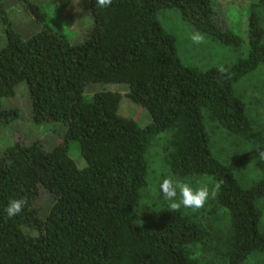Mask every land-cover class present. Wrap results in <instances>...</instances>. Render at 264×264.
Instances as JSON below:
<instances>
[{
  "label": "trees",
  "instance_id": "obj_1",
  "mask_svg": "<svg viewBox=\"0 0 264 264\" xmlns=\"http://www.w3.org/2000/svg\"><path fill=\"white\" fill-rule=\"evenodd\" d=\"M72 1L56 2L67 8ZM24 2L37 22H46L39 6ZM250 8L248 55L224 70L203 71L183 64L176 38L158 15L175 11L196 32L240 49L241 37L224 26L213 0H112L107 8L89 0L93 29L77 44L45 25L22 38L0 3V132L20 118L2 101L21 83L29 90L31 122L65 127L51 149L18 137L0 151V264H198L192 251L209 235L195 221L170 209L132 218L148 187L146 154L164 133L171 134L172 173L222 182L215 202L229 220L227 264L264 258V178L243 187L235 176L264 158V145L225 164L212 153L206 128L209 121L232 136L253 130L235 89L264 68V0H252ZM108 84L127 86L128 98L147 111L151 123L141 128L120 115L117 92L85 98L89 85ZM72 148L83 165L70 157ZM42 192L52 199L45 215ZM11 199H24L27 206L8 218L4 209Z\"/></svg>",
  "mask_w": 264,
  "mask_h": 264
},
{
  "label": "rangeland",
  "instance_id": "obj_2",
  "mask_svg": "<svg viewBox=\"0 0 264 264\" xmlns=\"http://www.w3.org/2000/svg\"><path fill=\"white\" fill-rule=\"evenodd\" d=\"M25 0H0L7 13L12 27L22 38L30 37L38 31L49 27L67 38L71 43H82L91 33L94 21L89 11V0H73L67 8L57 0H26L40 7L46 14V22L40 24L30 14ZM252 0H213V6L224 26L233 30L243 41L240 49L225 47L210 38L205 37L202 43H194L191 34L196 32L184 23L175 11H165L158 15L163 29L176 38L178 54L185 66L199 70L212 68H228L239 58H245L249 52L248 19L251 12ZM1 33L5 28L0 23V48L4 43ZM236 93L246 105V113L252 122L253 130L244 136H232L217 125L206 121V128L211 139V149L214 156L222 163L228 164L245 152L257 146L264 145V68L245 76L235 86ZM15 94L4 98V109H17L19 120L0 132V151L11 146L18 137H23L26 143L41 141L46 149H51L65 132L60 123L36 126L31 122L32 104L26 83L14 87ZM99 91L117 92L121 95L119 113L132 118L139 127L144 128L151 123L146 110L134 105L127 96L128 88L125 85H89L84 91L86 99H91ZM170 133L157 136L147 154L146 161L149 168L148 187L142 192L139 204L132 212V218L139 221L143 212L169 209L166 202L155 191L157 178L161 173H172L168 160V146ZM70 157L76 165H83L79 151L72 148ZM175 175V174H174ZM177 178L189 181L194 185L214 183L208 178ZM236 180L243 187H249L264 178V158L249 163L235 173ZM52 199L49 194L42 192L39 206L42 213L47 214ZM262 219L260 229L264 233V204H260ZM180 214L195 221L209 235V240L197 246L192 251L193 258L198 264H227L226 247L229 241L230 226L226 213L219 208L215 197L210 198L203 208L180 209ZM244 264H264V258L253 255Z\"/></svg>",
  "mask_w": 264,
  "mask_h": 264
},
{
  "label": "clouds",
  "instance_id": "obj_3",
  "mask_svg": "<svg viewBox=\"0 0 264 264\" xmlns=\"http://www.w3.org/2000/svg\"><path fill=\"white\" fill-rule=\"evenodd\" d=\"M101 8H107L111 5L112 0H96ZM191 40L194 43H202L204 36L199 32L191 34ZM264 157V153L260 154ZM222 182H216L213 185L208 183H193L177 178L171 173H161L157 178L155 191L166 202L171 211L184 209L203 208L210 198H214ZM27 206L24 199H11L4 209L8 218L18 216Z\"/></svg>",
  "mask_w": 264,
  "mask_h": 264
}]
</instances>
